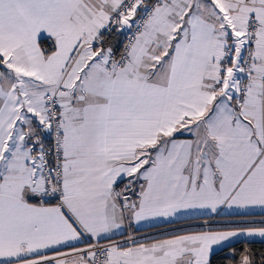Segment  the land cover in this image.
I'll list each match as a JSON object with an SVG mask.
<instances>
[{"label": "snow or ice", "instance_id": "6c2138e0", "mask_svg": "<svg viewBox=\"0 0 264 264\" xmlns=\"http://www.w3.org/2000/svg\"><path fill=\"white\" fill-rule=\"evenodd\" d=\"M257 242L264 0H0V264H264Z\"/></svg>", "mask_w": 264, "mask_h": 264}, {"label": "crops", "instance_id": "0c3cea01", "mask_svg": "<svg viewBox=\"0 0 264 264\" xmlns=\"http://www.w3.org/2000/svg\"><path fill=\"white\" fill-rule=\"evenodd\" d=\"M257 215L256 216H260L259 214L261 213L260 209H255L253 210ZM227 214V213H226ZM199 215V213H192L190 214L188 217H186L185 219L188 221H192V217ZM162 222H154V223H143L139 226H137L140 231H141V235H148V236H154L156 235L158 232H168L171 231L172 228L175 227H182L184 229H188L190 227L195 226L196 224L199 223V221H193L192 223H184L182 225H171V226H165V227H161ZM245 238H241V240H243Z\"/></svg>", "mask_w": 264, "mask_h": 264}, {"label": "trees", "instance_id": "16d2710c", "mask_svg": "<svg viewBox=\"0 0 264 264\" xmlns=\"http://www.w3.org/2000/svg\"><path fill=\"white\" fill-rule=\"evenodd\" d=\"M260 218V216H256V219H259ZM245 245L243 244V243H237L236 245H235V247L237 248V249H239V248H242V247H244ZM255 250H257V251H261V250H264V244H262V243H259V242H257V243H255V244H253V245H251ZM221 256H223V255H225V253H221L220 254ZM219 259V258H218Z\"/></svg>", "mask_w": 264, "mask_h": 264}]
</instances>
